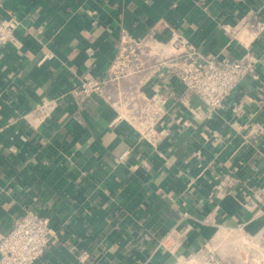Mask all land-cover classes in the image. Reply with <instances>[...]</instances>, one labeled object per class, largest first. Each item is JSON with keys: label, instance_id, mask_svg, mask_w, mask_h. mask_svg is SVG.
Masks as SVG:
<instances>
[{"label": "crops", "instance_id": "0c3cea01", "mask_svg": "<svg viewBox=\"0 0 264 264\" xmlns=\"http://www.w3.org/2000/svg\"><path fill=\"white\" fill-rule=\"evenodd\" d=\"M12 15L18 40L0 49V234L28 209L47 216L35 264H175L221 227L264 236V0H0V19ZM124 31L163 43L181 34L206 57L257 61L218 111L169 69L124 81L143 87L167 131L155 147L113 122L103 95L72 93L107 75ZM44 97L58 98L54 113L27 119ZM174 227L175 253L161 244Z\"/></svg>", "mask_w": 264, "mask_h": 264}, {"label": "built area", "instance_id": "2783aa9c", "mask_svg": "<svg viewBox=\"0 0 264 264\" xmlns=\"http://www.w3.org/2000/svg\"><path fill=\"white\" fill-rule=\"evenodd\" d=\"M20 24L21 21L15 15L0 19V49L9 43H16ZM259 26L264 27V23H259ZM256 61V56L249 51L242 59L206 57L181 34H175L169 43H163L149 37V33L137 37L124 31L107 75L81 79L73 85L72 93L79 101L93 93L103 95L116 110L113 122L130 121L145 139L157 147L165 139L167 131L158 129L157 121H153L150 111L144 108L142 102L145 99L148 101V98L143 96V87H124V81L144 72L150 76L157 73L164 75V70L169 69L205 105L212 111H218ZM110 86L116 89V96L110 92ZM57 106L58 98L44 97L24 115L27 119L39 118L43 122L54 113ZM223 185L221 183L219 187L223 189ZM50 234L49 218L34 209H28L7 234H0V264H35L45 252ZM180 235L174 227L161 244L171 242L168 247L175 253ZM220 239L223 247V241L230 240L231 245L243 251V264H264V236H254L242 225L221 227L220 232L205 241L199 249L178 256L175 264H232L223 256V247L217 243Z\"/></svg>", "mask_w": 264, "mask_h": 264}]
</instances>
